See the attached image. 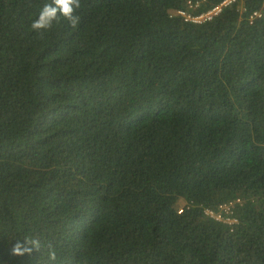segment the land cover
<instances>
[{"label":"trees","instance_id":"1","mask_svg":"<svg viewBox=\"0 0 264 264\" xmlns=\"http://www.w3.org/2000/svg\"><path fill=\"white\" fill-rule=\"evenodd\" d=\"M222 1L81 0L41 34L50 0H0V264H49L24 235L56 264H264V0L177 14Z\"/></svg>","mask_w":264,"mask_h":264},{"label":"clouds","instance_id":"2","mask_svg":"<svg viewBox=\"0 0 264 264\" xmlns=\"http://www.w3.org/2000/svg\"><path fill=\"white\" fill-rule=\"evenodd\" d=\"M80 7L81 0H50L49 3L42 6L30 27L35 32L42 34L62 17L68 21L72 28H75L80 22V17L76 14ZM33 252L46 253L49 264H56L57 249L51 242H42L37 235H24L15 239L10 249V255L14 257L31 255Z\"/></svg>","mask_w":264,"mask_h":264},{"label":"built area","instance_id":"3","mask_svg":"<svg viewBox=\"0 0 264 264\" xmlns=\"http://www.w3.org/2000/svg\"><path fill=\"white\" fill-rule=\"evenodd\" d=\"M235 0H223L219 5L212 8L206 13L200 14L198 16L192 15L186 11H178L177 14L183 17L185 22H190L194 24H202L204 22L210 21L214 16L218 15L224 8H226ZM264 11V6L262 9L256 11L251 16L252 18L261 17ZM239 202V199L236 200ZM233 203L223 204L219 206L216 210H205V215L211 218L212 220L233 227L238 223V220L234 217V211L232 209ZM183 210L181 209L179 213L181 214Z\"/></svg>","mask_w":264,"mask_h":264}]
</instances>
